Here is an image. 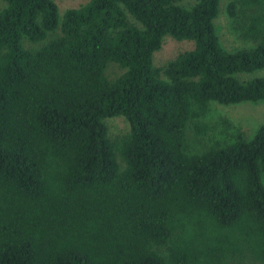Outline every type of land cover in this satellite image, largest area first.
<instances>
[{
	"label": "trees",
	"instance_id": "1",
	"mask_svg": "<svg viewBox=\"0 0 264 264\" xmlns=\"http://www.w3.org/2000/svg\"><path fill=\"white\" fill-rule=\"evenodd\" d=\"M219 1L89 0L59 21L53 0H3L0 264H264V122L188 152L210 103L264 102V77L237 78L264 69V0L228 5L253 43L232 52ZM166 36L193 48L156 68Z\"/></svg>",
	"mask_w": 264,
	"mask_h": 264
},
{
	"label": "rangeland",
	"instance_id": "2",
	"mask_svg": "<svg viewBox=\"0 0 264 264\" xmlns=\"http://www.w3.org/2000/svg\"><path fill=\"white\" fill-rule=\"evenodd\" d=\"M58 9V19L61 21L63 14L69 10L78 8L86 4L89 0H53ZM236 0H220L219 13L214 25L222 47L227 51H235L242 48L252 46V42L242 38L241 26L244 20L249 16V11L237 7V15L230 17L227 9L228 5ZM197 0H178L177 4L183 8L192 7ZM4 7L3 0H0V10ZM128 20H132L128 16ZM58 32V31H57ZM30 49L35 47L27 40H23V45ZM193 48L190 41H176L166 36L162 40L161 47L153 54V66L156 68L163 67L167 62L173 60L179 54L189 51ZM123 70L114 63L106 65L105 75L109 80H113L120 76ZM264 77V69L255 71L251 74H238L240 81H248L250 79ZM224 121L230 124L228 128ZM264 122V102L242 103L237 105L222 106L216 103L208 105L207 113L200 120L194 123H201L207 127V132L198 135L193 130V124L189 123L186 128V140L188 152L190 154L200 153L213 146L215 143L229 141V135L235 132L242 133L246 138H251L255 134V130ZM109 139L117 146L124 143L130 134L129 124L122 117H114L105 120ZM117 152V151H116ZM117 154L118 163L123 167L120 156ZM264 184V177H263ZM229 264H256V263H238L232 261Z\"/></svg>",
	"mask_w": 264,
	"mask_h": 264
}]
</instances>
